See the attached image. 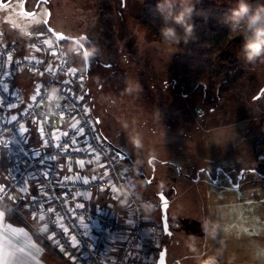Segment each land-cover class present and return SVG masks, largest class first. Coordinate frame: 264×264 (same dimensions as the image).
Segmentation results:
<instances>
[{"label":"rangeland","instance_id":"obj_1","mask_svg":"<svg viewBox=\"0 0 264 264\" xmlns=\"http://www.w3.org/2000/svg\"><path fill=\"white\" fill-rule=\"evenodd\" d=\"M145 1L123 0L122 6V0H52L49 25L56 32L81 39L86 37L82 42L92 52L86 93L92 88L94 100L91 102L85 96L84 103L100 121L102 136L128 154L127 160H121L122 165L130 171V181L145 205L148 218L159 223V252L165 241L166 247L174 253L170 259L167 257L169 264H202L209 256H214L216 262L219 260L213 246L208 248L194 242L193 233L183 224L189 225L190 218L198 213H213L219 205L217 202L229 197L239 202L241 222L235 241L240 249L236 260L228 259L225 263L264 264V169L256 149L257 140L264 132V92L259 99H254L264 86L262 60H245L242 52L244 22L233 32L228 17L224 16L221 22L230 30L229 40L240 39L231 49L247 75L233 91L221 97L216 107L205 108L202 94L184 95L177 91L169 69L178 48L153 38L139 23L138 17L146 9ZM34 4L35 0H29L28 9ZM45 10L46 6L40 9L42 14ZM42 30L46 31L44 25L17 17L15 9L0 12V31L7 35L2 39L32 40ZM65 43L69 47L77 45ZM77 47L75 51L70 49V54L76 55L80 49L82 57L79 59L85 66L83 51ZM29 77L34 76L31 73L18 76L19 80ZM17 80L15 83L20 86ZM218 81H206L212 94L216 92ZM22 87V92L26 93L27 87ZM19 111L17 108L13 114ZM55 124L65 129L69 127L64 120H56ZM35 131L36 127L32 126L28 145L41 151L40 138L33 139ZM82 140V137L78 139V146H84ZM134 140L139 141V146ZM78 161H63L60 176L79 175L91 179L105 173L100 160L84 161L83 167ZM13 167L14 161L6 150L0 152V183L9 182ZM202 169L207 171L201 172ZM136 170H141L148 178L154 177L152 190L162 186L167 194L174 195L172 210L178 211L176 215L185 216L180 219L181 226L175 229L173 236L163 233L160 214L155 207L158 200L149 193L150 187L136 175ZM242 172L245 173L241 181ZM229 177L230 181L225 179ZM236 183L239 188L232 187ZM37 187H30L31 194H35ZM15 197L20 200V193ZM87 201L96 209L128 221L127 208L118 201L116 188L92 193ZM205 202L209 204H203ZM88 222L98 229V223ZM95 233L90 232L91 235ZM197 234L206 236L201 228ZM123 238L122 233L112 231L109 234L105 249L109 262L119 253ZM110 245L116 251L111 259L107 256Z\"/></svg>","mask_w":264,"mask_h":264},{"label":"built area","instance_id":"obj_2","mask_svg":"<svg viewBox=\"0 0 264 264\" xmlns=\"http://www.w3.org/2000/svg\"><path fill=\"white\" fill-rule=\"evenodd\" d=\"M43 39H50L53 42L54 50L60 53L57 57H52L48 53L51 51L46 49L42 44ZM35 44L36 47L44 49L41 52H37L31 45ZM7 45V47H4ZM78 48L77 45L68 46L64 41H56L53 34H47L46 36L35 38L32 40H26L23 42L17 40H5L0 37V77H3V83L9 85L10 91L7 94L0 92V96H3L8 102H18L22 101L24 105H27L29 102V97L34 93L35 86L38 82L48 85L50 83L51 77L49 75L40 76V72L37 69V66L31 63V58L35 57L37 60H44L46 62L58 61L66 65V67H75L83 77L82 83L79 80L74 79L71 76L61 75L59 78L70 79L72 80L71 89L77 95L86 96L87 90V81H88V71L84 65H81L79 57H82V53L79 49L76 52V55L70 54V49L75 51ZM11 53L13 61L10 63L8 61V54ZM24 57H28V60H24ZM15 61H20V64H16ZM48 66V63L44 65H39L40 69H43ZM8 73V75H4ZM31 73L34 75V81L32 85V93L27 98V96L22 92L20 86L15 83V79L22 74ZM55 90V96L53 97L51 93ZM15 93V95H13ZM66 98L61 95V89L57 86H51L45 89V100L41 101L43 104V110L37 109V113L41 116H49L50 119L45 124L46 129V138L47 133L56 129H59L61 132H69V137L73 139L83 138L82 143L83 147L71 144V139L69 137H62L60 143H63L65 140L69 143V151L64 154H58V150L51 147L44 149L42 148L41 153H48L51 155H56L57 159L55 161L49 160L45 167L52 166L55 169V172L59 174L61 172V165L63 161H73V160H84L90 161L96 159L99 156V160L102 161L103 165H107V169L104 167L105 171L107 170V178L98 179L97 181L92 182L91 184L84 186L80 182H74L69 184L71 192L74 194L76 192L87 191L89 195L92 193L116 188L118 192V201L126 206L128 211V220L134 218L135 227L131 226L127 222L120 220L119 218L110 215L109 213L96 209L91 203V201L85 200V209L75 210L74 196L69 195L67 197V204L63 205V201H57V212L59 213V218H48L47 213H42V217H46L45 221H42L45 224L50 226L54 237L57 239V249L72 263L77 261H86L89 264H124L126 254L129 256L127 264H157L158 257L160 255L157 243L161 238V231L159 229V223L155 220L148 218L145 212V205L143 201L135 192L133 185L131 183V178L124 177L122 174L125 170H128L122 165L121 160L116 163H112L115 158V152L112 151L107 143L104 142V137L100 132L99 124L95 125V132L90 130V126L86 121H96V118L93 116L92 112L90 114L84 113V107H87L84 103V99L80 101L81 107L78 109L79 115L75 113L69 114L66 110L64 112V120L69 124L68 128H61L55 124L56 120H61V113L56 110V107L59 103H64L65 109H70L72 107L71 103H66ZM88 108V107H87ZM89 109V108H88ZM75 116V118H73ZM77 120H80L81 123L78 127L85 128L84 136L76 137L72 125L76 124ZM25 123V120L20 121ZM18 127V125H17ZM15 139L20 140L19 133H14ZM39 136V135H38ZM85 136L88 137L87 144L84 143ZM98 137V138H97ZM40 138V137H39ZM89 145L91 147H89ZM80 147L85 148V152L73 151L72 148ZM21 148L25 150L32 148L30 145H25L22 142L13 143L9 145V150H6L7 155L10 159L14 161V167L10 172V180L14 177L17 184L24 183L25 180L31 176L33 172H36L38 169L34 165V162L30 159L31 153L29 155H24L20 151ZM257 157L260 161L262 168L264 169V132L260 137V140L257 145ZM43 158V155L41 156ZM24 164V166H23ZM129 171V170H128ZM130 173V171H129ZM98 177H103L98 176ZM91 180V179H90ZM8 182V183H9ZM111 184V187L109 186ZM42 190L44 192H49V184L46 181H41ZM41 185H38L39 187ZM66 189L56 188L54 185L52 191L57 195L63 193ZM12 195L13 193H9ZM82 197V196H81ZM83 198V197H82ZM1 205L8 206L7 201H0ZM23 205V202H22ZM131 206V209H129ZM149 206V205H148ZM156 207V206H155ZM27 210V209H26ZM28 211V210H27ZM30 214L31 212L28 211ZM32 215V214H31ZM81 221H90L98 223V229L95 230L94 235H91L87 228L85 229L81 224ZM127 226V227H126ZM64 228H68V232H64ZM150 229V231H149ZM87 231V236H82V232ZM115 231L116 233L123 234L124 237H127V243H124V238L122 240V245L117 256L113 261L109 260L105 256L106 244L108 242L109 234ZM77 236L78 240H81L80 246L78 248H73L71 246L70 240L71 236ZM132 257H135L133 259Z\"/></svg>","mask_w":264,"mask_h":264},{"label":"snow or ice","instance_id":"obj_3","mask_svg":"<svg viewBox=\"0 0 264 264\" xmlns=\"http://www.w3.org/2000/svg\"><path fill=\"white\" fill-rule=\"evenodd\" d=\"M29 0H0V12H9L13 9L16 10L17 17H22L24 19L32 20L36 25H44L46 31H39L37 38L46 36L48 33H53V29L51 27H47L49 24V20L51 17V11L45 10L43 14L41 13L40 9L42 6L49 5L50 0H35V5L32 10H29L27 5ZM123 6V0H122ZM4 34L0 32V37ZM29 37L32 36L31 33L27 34ZM56 41H64L67 38L62 33H54ZM42 44L46 47V49L51 50L48 54L52 57H57L60 55L57 51L54 50V45L52 40L50 39H43ZM7 47V45H4ZM37 52H41L44 49L36 47L35 44L31 45ZM81 49L84 48L83 45L80 46ZM2 55V53H0ZM28 57H24V60H28ZM8 61L11 63L13 61L12 54H8ZM16 64H20V61H15ZM31 63L37 66V69L40 72V76L43 77L44 75H49L51 77L50 83L45 85L43 83L38 82L35 86L34 93L29 97V102L27 105H24L22 101L18 102H8L4 99L3 96H0V152L9 150V145L13 143H20L27 145L30 140V132L32 130V126L36 127L37 134L41 140V146L44 149L49 147L58 150V154H64L69 151V143L65 140L63 143H60L62 137H69V132L64 131L61 132L59 129L50 131L47 133L46 138V129L45 124L50 119L49 116H41L37 113V109L43 110V104L41 101L45 100V89L51 86H57L61 89V95L66 98V103H71L72 107L70 109H65L64 103H59L56 107L61 113V120L64 118V112L67 110L69 114L75 113L79 115L78 109L81 107L80 101L84 99V96L77 95L74 90L71 89L72 80L70 79H63L61 80L59 77L63 76H71L76 80H79L82 83L83 77L80 73H78L75 67H66L65 64L60 63L58 61L46 62L42 59L37 60L35 57L31 58ZM48 63V66L40 69L39 65H44ZM92 63V62H91ZM91 63L88 64L87 68L90 70ZM106 67H110V65H105ZM4 75H8V73H4ZM10 91L9 85L3 83V77H0V92L7 94ZM87 94V93H85ZM15 95V93H13ZM254 99H259V96L254 97ZM20 108V111L16 114L15 110ZM84 113L90 114V109L84 107ZM75 118V116H73ZM25 120V123H21L20 121ZM81 123L80 120H77L76 124L72 125L73 132L75 136L78 138L80 136H84L85 128L78 127ZM86 123L90 126V130L95 132V125L99 124L100 121H91L88 120ZM18 125V127H17ZM18 132L20 136V140L17 141L15 139L14 133ZM71 139L72 145H77V139ZM98 138V137H97ZM88 137L85 136L84 143L87 144ZM105 143H108L106 138L104 140ZM89 147H91L89 145ZM108 147L115 152V158L112 163H116L119 160H127L128 157L125 153H123L120 149L113 148L110 144ZM73 151L77 152H85L87 149L74 147L72 148ZM24 155H29L31 153L30 159L34 162V165L37 167V171L33 172L30 176V180H25L22 184H17L15 178L13 177L9 183H0V201H7L9 205H11L10 212H3L0 213V224L7 219V213H15L18 207L21 206V202H23V207L26 208L28 211L31 212L32 218L34 220L45 221L46 217H42V213H47L48 218H59V213L57 212V201H63V205L67 204V197L69 195H73L74 198L83 197L84 200H90V195L87 191L76 192L72 193L69 184L74 182H80L82 185L87 186L98 179L107 178L108 173L106 170L103 177L92 176L91 180L87 177H81L77 175L76 177L72 176H59L58 173L55 172V169L52 166L45 167L49 160L55 161L57 159L56 155H51L48 153H41L40 150L29 148L25 150L24 148L20 149ZM43 155V158L41 156ZM99 160V156L96 157ZM81 167L84 165V160L78 161ZM107 169V165H101ZM61 170L63 169V165L60 166ZM69 170H71L69 168ZM201 172H206V169L200 170ZM7 176L8 173H5ZM124 177L129 175V171L125 170L122 174ZM243 175V174H241ZM226 180H231V178H225ZM46 181L49 184V192H44L42 190L41 181ZM152 181L149 180L148 183L150 184ZM41 185L37 187L35 194H31L30 187ZM53 185L56 188H65L66 190L63 193L57 195L55 192L52 191ZM111 187V184L109 185ZM232 187L239 188V184H232ZM103 190V189H101ZM20 193V200L14 199L13 195L9 193ZM158 199L163 204L164 208L168 207L167 199L163 193L158 194ZM85 209V203H77L75 204V210H82ZM131 209V206H129ZM81 224L86 229L89 227L88 224L81 221ZM128 224L131 226L135 225L134 218H130L128 220ZM162 227L163 231L167 234H171L167 218L162 216ZM65 233L69 230L68 228L63 229ZM150 231V229H149ZM27 235L23 228H14L12 227L11 223L7 225V227L0 232V264H10L11 261H15L16 264H24V259L26 257L31 258V253L26 251L24 247H20L19 245V238ZM82 236H87L88 232L84 231L81 234ZM15 238V242L12 239H8V237ZM52 239V237H49ZM127 237H124V243H127ZM71 246L73 248H78L80 246L81 240L77 239V236H71L70 240ZM31 247V246H30ZM119 251V249H117ZM135 259V257H132ZM129 256L126 254L124 264H127V260ZM159 264H165V253L162 251L159 255Z\"/></svg>","mask_w":264,"mask_h":264},{"label":"trees","instance_id":"obj_4","mask_svg":"<svg viewBox=\"0 0 264 264\" xmlns=\"http://www.w3.org/2000/svg\"><path fill=\"white\" fill-rule=\"evenodd\" d=\"M248 2L250 11L264 6V0H248ZM163 3L164 0H146L144 2L146 9L143 15L138 17L139 23L153 38L165 44L169 43L163 40L161 30L165 27L176 30L180 39L178 43L170 44L177 46L178 50L173 57L169 72L176 81L177 91L184 95L200 93L205 108L216 107L221 97L233 91L246 78L241 61L231 49L232 45L240 42V39L229 40L230 30L221 22L224 16L228 17L231 14L236 0H170L173 15L185 7L192 8L187 18L188 24L191 25L190 35H186L185 28L176 24L167 15L169 11L167 5L164 8L159 7ZM27 79L16 78L20 86L27 87L26 93L33 84L34 77ZM208 79L219 80L214 94L208 90L206 85ZM23 81H29L28 85H23ZM259 140L260 138L257 140L256 149ZM21 209L20 206L16 211L21 213ZM38 242L50 255L60 256L58 251L39 237Z\"/></svg>","mask_w":264,"mask_h":264},{"label":"crops","instance_id":"obj_5","mask_svg":"<svg viewBox=\"0 0 264 264\" xmlns=\"http://www.w3.org/2000/svg\"><path fill=\"white\" fill-rule=\"evenodd\" d=\"M261 60L264 65V58H261ZM257 77L258 79L260 78L259 75H256V78ZM28 82L29 81L26 82L24 81L23 85L24 84L28 85ZM32 85L33 84H31V86L29 85L30 87L27 92L28 95L32 93ZM35 135L33 139H35L36 137L39 139L37 131H35ZM17 194L19 193L15 192L12 194L14 196V199H16L15 196ZM73 202L83 203L84 200H82V197L74 198ZM103 204L105 205L106 202L103 201ZM203 204H209V202H205ZM217 204L219 205L218 207H215L216 211H214L213 213L206 211L201 214L198 213L196 217L190 218L191 222L186 227V229L188 228L189 231L193 233L192 239L197 244L200 243L202 246L205 245L208 248L210 247L209 245L213 246L216 256H218L217 259H219L216 262V264H226L225 262L228 259L236 260L238 258L237 253L240 249L239 243L235 241V238L238 239L239 230H240L239 225L241 222L240 213L238 211L239 202L234 198L229 197L226 199H221L220 202H217ZM6 207L11 209V205L9 204ZM6 207L0 204V213L11 211L8 210ZM105 207L108 208V205ZM23 210L26 213L23 211L21 213L17 211L15 213H7V219L3 222V224H0V232H2L9 223H11L12 227L14 228L24 229L27 235L19 238L18 246L24 247L26 251L31 253V258L26 257L24 259V264H89L88 262L81 260L77 261L76 263H72L69 260L65 259V257L61 254V252L57 249L58 246L57 239L56 237H54L49 227L38 219L34 220L32 218V215L25 208H23ZM26 215L28 217V218L26 217L28 221L25 219ZM126 217L128 219V213ZM186 217L188 220V215H186ZM83 222L89 225V227L87 228L89 232H95L96 228H94L93 225L91 226V223H89L88 221H83ZM198 228L203 229V231L206 234L205 237L199 236L197 234ZM37 236L40 239L44 240L48 245H50L51 248L58 251L60 256L50 255L49 252H47L48 250L45 249L38 242ZM49 237H52V239H49ZM8 239H12L15 242V238L13 237L9 236ZM114 248L115 247L113 245H110V248L107 251V256L109 259H111L113 255L116 253V251H114L115 250ZM166 252H167V257L169 259L174 254L171 250L169 251V249H167ZM220 260L222 261L225 260V261L219 263ZM168 261L169 260L167 259V264H169ZM10 264H16V262L10 260Z\"/></svg>","mask_w":264,"mask_h":264},{"label":"clouds","instance_id":"obj_6","mask_svg":"<svg viewBox=\"0 0 264 264\" xmlns=\"http://www.w3.org/2000/svg\"><path fill=\"white\" fill-rule=\"evenodd\" d=\"M168 6V16L178 24L185 28L186 35L191 34V25L188 24L187 18L192 12L191 7H185L175 15L171 12L170 0H164L163 4H160V8ZM167 18V17H166ZM228 21L231 23L233 32H237L241 22H244V44L242 46V52L245 60L252 62L258 58H264V6H259L255 11H250V5L248 0H236L235 7L231 9V14L228 16ZM161 35L164 41L169 44H175L179 42L180 37L177 35L176 30L171 27H165L161 30ZM86 56L92 55L91 51L84 53ZM55 96V90L51 93ZM139 146V141H133ZM207 230V229H206ZM202 264H216V258L209 256L202 261Z\"/></svg>","mask_w":264,"mask_h":264},{"label":"flooded vegetation","instance_id":"obj_7","mask_svg":"<svg viewBox=\"0 0 264 264\" xmlns=\"http://www.w3.org/2000/svg\"><path fill=\"white\" fill-rule=\"evenodd\" d=\"M52 0H50V4L49 5H45L46 6V8H47V10H52ZM35 5V4H34ZM27 7H28V5H27ZM34 7V6H33ZM32 7V8H33ZM30 10V9H29ZM32 10V9H31ZM44 28H45V26H44ZM0 32H2L4 35L3 36H7L6 34H5V31H0ZM84 38L82 39L83 41H85L86 40V37L85 36H83ZM90 69H92V66H91V68ZM90 71V70H89ZM89 71H88V77H89ZM86 97L88 98V100L89 101H93L94 100V92L92 91V88H89L88 89V91H87V95H86ZM97 120V119H96ZM99 127H100V125H99ZM128 155V154H127ZM129 157V156H128ZM152 166V165H151ZM176 167V166H175ZM137 171V173H136V175L137 176H141L142 177V179H144V181L146 182V184H147V187H150V188H148V190H149V193L151 194V195H153V197L155 198V199H157L158 200V205L156 206L157 207V209H158V211H159V214H160V219H161V225H162V216L163 217H166L167 218V223H168V227H169V230H170V232H171V234L169 235V234H167V233H165L164 231H163V233L165 234V236L167 235V236H173V233H175V229H177L179 226H181V223H180V219H182L185 215H183V217H181V214H179V215H176V213H178V211H176V209H174V210H172L173 209V204H174V202H173V198H174V195L173 194H171V193H166V191H165V188L164 187H162V186H158V190H152L151 189V185L153 184V186H155L154 185V177H150V178H148L147 176H146V174L144 173V172H142L141 170H136ZM245 173V172H244ZM244 173H243V175H241V177H242V179H243V177H244ZM242 179H240L241 181H242ZM149 180H151L152 182L149 184L148 183V181ZM160 193H163L164 194V196L166 197V199H167V203H168V207L166 208V213H164V207H163V204H162V202L160 201V199H158V194H160ZM183 226L186 228L188 225L187 224H183ZM162 229H163V227H162ZM169 241H172L171 239H169ZM167 249H169V248H167L166 247V242L164 241V244H163V246H162V249H161V251H163V250H165V251H167ZM161 251H160V253H161ZM173 252V251H172Z\"/></svg>","mask_w":264,"mask_h":264},{"label":"water","instance_id":"obj_8","mask_svg":"<svg viewBox=\"0 0 264 264\" xmlns=\"http://www.w3.org/2000/svg\"><path fill=\"white\" fill-rule=\"evenodd\" d=\"M51 11V10H50ZM50 21V20H49ZM47 27H51L49 24H48V26ZM54 33H61V32H56L55 30H53V33H51V34H53L54 35ZM67 39L66 40H64V41H67V42H71V43H75V44H77L79 47L81 46V45H83L84 46V48L82 49V51H83V55H84V53L86 52V51H88V48H87V46L82 42V39L81 38H78V37H72V36H69V35H66V34H64V33H62ZM55 36V35H54ZM81 48V47H80ZM84 61H85V67H86V69L87 70H89L88 68H87V66H88V64L90 63V56H86V55H84ZM91 68V67H90ZM264 92V86H263V88L261 89V91L258 93V95L257 96H261L262 95V93ZM106 137H104V139H105ZM106 140H107V145L108 144H110L113 148H117V149H120L123 153H125L121 148H119L118 146H116L115 144H113L111 141H109L107 138H106ZM126 154V153H125ZM127 155V154H126ZM127 157H128V155H127ZM244 172H242V174H243ZM240 179H242V177H240ZM164 213H166V208H164ZM162 252V251H161ZM163 252L165 253V264H167V252L165 251V250H163ZM157 264H159V257H158V260H157Z\"/></svg>","mask_w":264,"mask_h":264}]
</instances>
